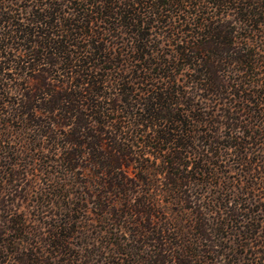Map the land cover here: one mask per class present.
Returning <instances> with one entry per match:
<instances>
[{
	"label": "trees",
	"instance_id": "1",
	"mask_svg": "<svg viewBox=\"0 0 264 264\" xmlns=\"http://www.w3.org/2000/svg\"><path fill=\"white\" fill-rule=\"evenodd\" d=\"M0 264H264V0H0Z\"/></svg>",
	"mask_w": 264,
	"mask_h": 264
}]
</instances>
